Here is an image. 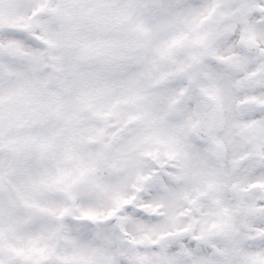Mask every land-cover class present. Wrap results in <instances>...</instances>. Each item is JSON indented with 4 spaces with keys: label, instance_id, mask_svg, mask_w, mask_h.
Segmentation results:
<instances>
[{
    "label": "snow or ice",
    "instance_id": "6c2138e0",
    "mask_svg": "<svg viewBox=\"0 0 264 264\" xmlns=\"http://www.w3.org/2000/svg\"><path fill=\"white\" fill-rule=\"evenodd\" d=\"M0 264H264V0H0Z\"/></svg>",
    "mask_w": 264,
    "mask_h": 264
}]
</instances>
